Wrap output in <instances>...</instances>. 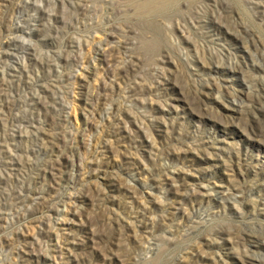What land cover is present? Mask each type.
I'll use <instances>...</instances> for the list:
<instances>
[{"label":"rangeland","instance_id":"374dc122","mask_svg":"<svg viewBox=\"0 0 264 264\" xmlns=\"http://www.w3.org/2000/svg\"><path fill=\"white\" fill-rule=\"evenodd\" d=\"M0 264H264V0H0Z\"/></svg>","mask_w":264,"mask_h":264}]
</instances>
